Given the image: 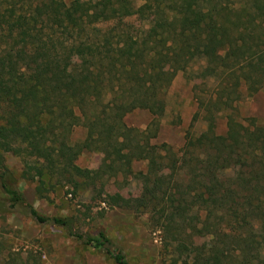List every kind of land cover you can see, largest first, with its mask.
Listing matches in <instances>:
<instances>
[{"label":"trees","instance_id":"16d2710c","mask_svg":"<svg viewBox=\"0 0 264 264\" xmlns=\"http://www.w3.org/2000/svg\"><path fill=\"white\" fill-rule=\"evenodd\" d=\"M133 17L147 28L125 22ZM189 71L193 121L207 127L188 130L179 149L154 144L168 89ZM263 90L264 0H0V215L18 210L130 264L104 233L84 235L73 218L30 204L5 165L11 153L39 191L45 176L74 193L104 179L140 182L142 195L116 192L107 204L150 212L166 246L208 240L170 264H264V125L236 112ZM136 110L152 116L145 129L126 122ZM84 151L102 156L98 168L79 166ZM0 251V264H41L34 250Z\"/></svg>","mask_w":264,"mask_h":264},{"label":"rangeland","instance_id":"374dc122","mask_svg":"<svg viewBox=\"0 0 264 264\" xmlns=\"http://www.w3.org/2000/svg\"><path fill=\"white\" fill-rule=\"evenodd\" d=\"M125 22L139 30L148 26L136 17L125 19ZM200 69L198 71L201 72ZM190 73L179 72L169 87L166 112L161 118L158 137L152 141L154 144L166 142L179 149L185 143L188 130L199 134L206 129L205 121L199 120L195 124L193 121L198 106L194 98V81L188 77ZM236 112L240 119L253 118L258 124L264 125V90L240 101ZM151 120L152 116L145 110H136L126 117L128 125L140 129H145ZM226 121L225 116L218 120V133L224 134L227 131ZM84 136L85 130L78 128L73 138L81 140ZM101 157L98 153L84 151L77 163L83 168L96 169L101 163ZM5 165L18 180L27 201L41 214L73 218L75 229L84 235L99 237L104 233L115 247L123 250L130 264L190 261L197 252L208 246L207 239L198 238L192 245L166 246L162 232L151 222L150 212H136L107 204V196L116 192L126 197L142 195L141 184L136 180L130 181L129 178L128 183L124 184L121 178L118 182L114 178L107 182L104 179L95 187L83 185L74 193V188L70 185L57 183L55 178L45 176L43 190L39 191L38 182L22 176L24 164L20 157L6 154ZM133 168L135 171L146 169L144 162H135ZM104 182L107 183L106 193L102 190ZM2 245L17 251L34 250L40 257L41 264H116L105 252L85 245L70 236L65 229L51 224H38L18 210L0 215V246Z\"/></svg>","mask_w":264,"mask_h":264}]
</instances>
